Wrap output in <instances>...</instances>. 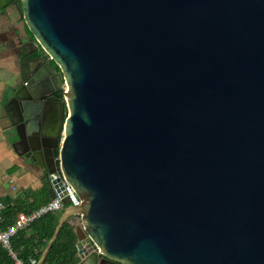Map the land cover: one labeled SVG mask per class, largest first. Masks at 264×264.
<instances>
[{"label":"water","instance_id":"water-1","mask_svg":"<svg viewBox=\"0 0 264 264\" xmlns=\"http://www.w3.org/2000/svg\"><path fill=\"white\" fill-rule=\"evenodd\" d=\"M13 6L42 55L11 131L81 201L37 264L68 222L79 264H264V0Z\"/></svg>","mask_w":264,"mask_h":264},{"label":"crops","instance_id":"crops-1","mask_svg":"<svg viewBox=\"0 0 264 264\" xmlns=\"http://www.w3.org/2000/svg\"><path fill=\"white\" fill-rule=\"evenodd\" d=\"M31 37L17 8L13 6L0 11V203L9 205V208L18 205L28 211L45 204L49 191L45 181L41 180V169L25 156V147L16 144L18 138L11 131L16 106L8 105L18 86L30 85H25L28 81L23 77H27L31 70L39 71L37 58L42 54L32 45ZM45 82L43 79L42 85ZM72 222L79 223L76 218Z\"/></svg>","mask_w":264,"mask_h":264},{"label":"trees","instance_id":"trees-1","mask_svg":"<svg viewBox=\"0 0 264 264\" xmlns=\"http://www.w3.org/2000/svg\"><path fill=\"white\" fill-rule=\"evenodd\" d=\"M60 95H62V92ZM50 200L48 199L45 203H48ZM39 207L40 205H37L31 209ZM32 210L28 211L18 205L8 208L4 214L6 222L3 228L11 225L19 213L30 212ZM60 215L61 212L46 215L34 224L31 235L26 232H20L12 239V247L24 264L38 263L44 248L54 234ZM77 241L78 237L75 232V226L69 222L66 223L58 239L53 244L44 264H79ZM0 264H16L8 250L4 248H0Z\"/></svg>","mask_w":264,"mask_h":264},{"label":"built area","instance_id":"built-area-1","mask_svg":"<svg viewBox=\"0 0 264 264\" xmlns=\"http://www.w3.org/2000/svg\"><path fill=\"white\" fill-rule=\"evenodd\" d=\"M28 82L25 83L27 85ZM63 100H66L67 84L64 83L62 86ZM67 101V100H66ZM59 160V158H58ZM63 181V190L60 192L56 191V197L50 200L48 203L43 204L37 209L30 212H21L18 214L14 222L6 228H3L2 223L4 221L5 211L10 207L7 204L0 203V248L8 250L9 254L15 260L16 264H24L19 259L18 254L12 247V239L16 237L20 232H26L31 235L33 233L34 224L46 215L61 212L64 209L65 199H69L71 204L78 206L81 201L74 189L65 177L63 173L60 174ZM57 178V177H55Z\"/></svg>","mask_w":264,"mask_h":264},{"label":"flooded vegetation","instance_id":"flooded-vegetation-1","mask_svg":"<svg viewBox=\"0 0 264 264\" xmlns=\"http://www.w3.org/2000/svg\"><path fill=\"white\" fill-rule=\"evenodd\" d=\"M60 93H61V92H60ZM60 93H59V94H60Z\"/></svg>","mask_w":264,"mask_h":264}]
</instances>
